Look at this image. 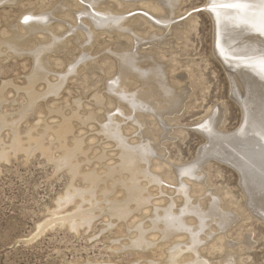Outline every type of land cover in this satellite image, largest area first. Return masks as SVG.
Returning <instances> with one entry per match:
<instances>
[{
    "label": "rangeland",
    "instance_id": "1",
    "mask_svg": "<svg viewBox=\"0 0 264 264\" xmlns=\"http://www.w3.org/2000/svg\"><path fill=\"white\" fill-rule=\"evenodd\" d=\"M117 1H119L115 9L117 15L127 17L126 27H131L136 37L138 36L142 41L138 53L152 57L155 65H161L168 82L166 86L168 89L175 93H180L182 88L188 89L180 111L166 115L168 128L166 137L159 139L161 127L155 118L140 113L134 114L125 103L118 105L114 97L107 93L105 84L114 76L117 63L108 49L120 53L133 51L134 42L121 31L98 32L96 40L92 41L91 45L83 46L82 51L76 44L75 38L69 35L66 52L50 56L53 60V71L64 73L69 56L78 58L87 53L97 58L95 60L98 61L101 71H89L80 65L77 68L78 75L69 77L59 98L53 99L51 98L53 96H49L45 100L41 99L40 103L38 100L32 107L34 110L31 108L28 111L25 110L27 99L23 91L13 89V86L9 85L13 82L17 86L26 84V77L32 70L33 60H30L32 57L26 54L18 58L5 48L1 49L0 86L3 85L2 83H5L4 86L7 85L3 91L7 101L0 105V115L5 116L8 121L18 122H16L17 131L22 145L26 147L28 145L26 133L30 125L38 124L41 120L52 123L57 119V116L49 114L48 110L62 109L68 112L74 107L73 101L81 102L84 111L95 114L97 122L92 121L87 126H81L75 121L74 135L85 136L86 146L93 144L91 146L94 149L87 153L93 165H98L95 158L100 154L102 151L100 148L104 147L105 143L99 146L100 142L96 141V139L100 140L99 135L95 134L98 131V124L108 122V118L114 115V125L119 126L131 146L138 145L141 140L158 144L157 154L152 158L151 172L160 174L163 183L160 187L154 184L148 185V191L152 195L151 205L143 208L140 214L131 215L126 222L110 220L96 212L91 227L82 226L73 230L67 222L66 224L58 221L55 224L51 223L52 218L55 220L57 216L70 215L76 203H80L79 199H76V202L57 210V199L64 195L70 186L81 189L86 183L80 175L71 180L66 169L55 167V162L62 157L63 151L57 147V142H51L49 135H45L43 139L44 146L51 148L48 154L40 149H19L13 152L7 149L11 142V129L0 125V151L4 148L7 154L0 158V264H133L134 262L149 264L150 260L153 264H165L166 250L163 242L145 251L128 249L127 229L129 228L133 235L134 228L139 222H143L146 226L154 206L160 209L171 208L177 213L189 204L207 213L214 205V201H219L220 212L231 211L235 216L228 223L230 225H227L223 235L210 239L199 250L201 257L212 264H224L226 258L224 247L226 243L230 245L232 243L230 254L233 256L234 264H264V221H262L264 214L253 215L246 206L237 172L215 158H209L205 162L203 160L207 158H202L198 160L199 164L203 162L202 166L194 174L195 178H199L198 180L195 178L179 180L177 177V166L191 167L195 164L197 158L195 156L206 144L197 126L204 124L216 109H222L223 119L220 130L223 133L237 132L242 123L241 108L230 97L227 74L214 54L211 15L209 11H198L200 7L202 9L206 7L205 0H180L174 17L168 21L172 25L170 34L166 36H164L165 28L159 22L151 23L145 15L152 14L157 19L160 16L158 11H152L132 0ZM55 2L56 0H21L16 4L17 6L14 5L15 3L0 5V39L10 31V27L16 24L21 15L29 13L33 8H36L35 15H38L40 9L45 10ZM67 7L71 9L76 8L77 5L68 3ZM71 10L66 9L64 13L58 15V18L77 26L78 22L72 17ZM140 24L142 27L137 29ZM88 25L91 26L89 23ZM54 27L56 32L63 30L59 24L54 23ZM225 28L230 35L229 38L234 39L237 45L244 40L255 42L264 37L249 31L247 26L234 27L226 24ZM152 32L164 40L159 44L149 43L148 37ZM112 42L115 43L113 46ZM8 57L9 59H6ZM150 66L148 60L141 63L142 68H150ZM132 81L128 93L147 89L139 80L132 79ZM42 86H37V90L42 91ZM97 96L104 97L103 106L95 105ZM159 101L162 103L161 99ZM142 122L145 126L139 130V124ZM42 129L41 126H36L33 135H40ZM71 139L69 136L67 141L69 146ZM111 145L113 144L109 143L108 148L105 149L108 160L115 159L112 155L115 153V148ZM77 159L82 163L81 174L85 173L87 168L96 169L98 172L102 170L101 166L91 167L85 164L84 156L79 155ZM103 187L101 184L96 190V198L99 201H102ZM122 196L120 188L113 195L118 200ZM85 198L87 199L86 196ZM84 207H88L87 204H84ZM54 211L59 212L57 216H52ZM224 216L220 214V221L217 222H223ZM107 220L109 224L112 223L111 226H108ZM196 224L195 216L187 215V226ZM156 235L158 232L153 237L148 234L147 239H156ZM199 238L206 240L204 235ZM187 240L186 238L181 242L184 244L181 245L182 250H187L179 259L182 264L190 262L192 257V252L189 251L192 247L186 248L190 246ZM122 246H124L123 250Z\"/></svg>",
    "mask_w": 264,
    "mask_h": 264
},
{
    "label": "bare ground",
    "instance_id": "2",
    "mask_svg": "<svg viewBox=\"0 0 264 264\" xmlns=\"http://www.w3.org/2000/svg\"><path fill=\"white\" fill-rule=\"evenodd\" d=\"M20 1L0 0V5L15 3L14 5L17 6L16 4ZM113 1L112 3L108 0H56L53 6L45 10L40 9L38 15H35L34 9L36 8H33L29 13L26 12L21 15L16 24L10 27V31L1 37L0 51L5 48L9 53L14 54L16 57L18 56V58L20 56L22 58L26 54L27 56L30 55L33 65L32 70L30 69V74L28 73L29 75L26 77L24 86H17L13 81V84L9 86L23 91V95L27 99V105L25 104V110L27 111L34 107L38 100L40 103L41 99L45 100L49 96H53L51 97L53 99L55 97L59 98L58 96H60L61 90L69 81V77L78 75L77 68L80 65L89 71H101L98 61L95 60L97 58H93L89 56L90 53H87L78 58L69 56L67 58L66 71L64 73L54 72L52 68L53 60L50 56L66 52L67 37L69 35L73 36L82 51L83 46L86 44L91 45V42L96 40L98 32L112 33L121 31L127 34L134 42L133 51L120 53L112 52L110 48L108 49V52L115 57L117 63L114 76L105 84L107 93L114 97L118 105L125 103L134 114L140 113L144 116L155 118L161 127L159 135L161 140L168 134L166 115H172L180 111L188 89L182 88L180 93H175L166 87L168 82L163 68L161 65H155L152 57L138 53L142 46V41L138 36L136 37L131 27H126L127 17L117 15L115 9L119 1ZM132 1H135L136 4L144 5L152 11H158L160 16L157 19L152 14L145 15L151 23L158 24L155 21L159 22L165 28L164 36L170 34L172 23L168 21L174 17L180 0ZM68 3L76 4L77 7H72L71 10L67 7ZM207 3L208 0H205L206 5ZM105 5L108 6L105 7ZM66 9L68 11L71 10L72 17L78 22L77 26L72 23L68 24L63 19L58 18V15L64 13ZM209 14L213 24L214 54L227 74L230 97L241 108L242 123H240L241 127L237 132L233 134L232 132L231 134L223 133L220 130L223 119L222 109H216L209 119L206 122L204 121V124L201 123L200 126H197V130L202 134L206 144L204 143L205 145L199 151L197 150L195 164L191 167L177 166V177L179 180L195 178L194 174L197 170H200L202 163L208 161L209 158H215L237 172L246 206L253 215H262L264 214V140L261 139L260 133L261 124L264 122V78H261L258 70L246 67L242 61L248 55H258L259 50L264 49V37L255 42L244 40L237 45L234 39L229 38L230 35L225 28L226 23L222 22L218 25L215 15L210 12ZM26 16L32 17L27 23L24 22V17ZM83 20L85 22H82ZM87 21L91 26L88 25ZM54 23L61 25L63 30L56 32ZM141 27L142 24L136 28L139 29ZM80 35L83 38H80ZM148 40L149 43L156 42L159 44L164 38H159L156 33L152 32ZM111 44L113 46L115 43L112 42ZM6 59H9V57ZM147 60L151 63L150 68H142L141 63ZM132 79L139 80L142 86L147 87V89L128 93V87L133 82ZM2 84L0 86V105L7 101L3 95L4 88L7 85L5 87V83ZM40 85H43L42 91L40 89L37 90V86ZM20 91H18L19 94ZM160 99L162 103H160ZM104 101V97L97 96L95 105L103 106ZM72 103L74 107L70 108L68 112L62 109L56 111L48 110L49 114L57 116V119L52 123L41 120L38 124L30 125L26 133L28 141L26 147L22 145V140L17 131L18 122L8 121L5 116L0 115V125L11 129V142L7 149H11L13 152L19 149H40L48 154L51 148L44 146L43 139L45 135H49L51 142H57V147L63 151L62 157L55 162V167L57 169H66L71 180L80 175L86 183V186L81 189L70 186V189L56 201L58 210L79 199L80 203H76L74 211L70 215L63 217H58L57 214L59 212L56 213L57 211H54L52 216L57 217L54 218L55 220L52 218V222H49L54 224L56 221L59 223L64 222V224L67 222L71 229L77 230L82 226L91 227L92 222L96 218V212L105 215L110 220L115 219L117 222H126L131 215L140 214L143 208L151 205L152 195L148 191V185L154 184L160 187L163 183L160 174L151 172V162L152 158L157 154L158 144L141 140L138 145L131 146L127 138L123 136L119 126L114 125L113 115L110 119L108 118V122L98 124V131L95 134L96 136L99 135L100 140L96 139V141L100 142L99 146L103 142L105 143L103 144L104 147L100 148L102 151L95 158L98 165H93L91 159L87 156V153L94 149L91 146L93 144L90 143L89 146H86L85 136L79 135L76 137L74 135L75 126L73 123L76 121L81 126H87L92 121L97 122L95 114L84 111L85 109L79 101H73ZM36 126L43 128L40 135H33ZM144 126V122L140 123L139 130L144 128ZM69 136L72 138L71 146L67 144ZM109 143L113 144L111 145L112 148H115V153L112 154L115 157L113 160L107 159L108 155L105 151ZM6 155L4 148H2L0 158ZM79 155L84 156L85 164L91 167L101 166L102 170L98 172L96 169L87 168V171L81 174L82 163L77 159ZM202 158L207 159H204L199 164L198 160H202ZM101 184L104 187L101 190L102 201H99L96 198V190ZM108 185L110 188H108ZM118 188L123 193L120 200L113 197ZM84 204H87L88 207H84ZM218 204L219 201H214V205L207 213L189 204L185 208L178 210L177 213L173 212L171 208L160 209L154 206L146 226L143 222H139L134 228L135 234L133 235L131 230L127 229L129 245L126 246L128 249L145 251L153 248L159 242H163L166 250L165 264H182L179 259L187 250H182L181 245L184 244H181V242L187 238L190 246L186 248L192 247L189 250L192 252V257L190 262L183 264H212L201 257L199 250L210 239L223 235L228 223L235 216L231 211L229 213L220 212ZM191 214L195 216L197 224L188 227L187 215ZM220 214H224L225 218L223 222L218 223ZM262 221H264V218ZM109 223H107L108 226H111L112 223ZM213 227L215 229H212ZM156 232H158V235L155 236V238L157 237L156 239H147L148 234L153 237ZM185 234L186 237L183 238ZM201 235H204L206 240H201L199 238ZM123 247H121L122 250L124 249ZM212 247L214 248V245ZM231 247L232 243L231 245L226 243L224 247L226 251L224 264H234L233 256L230 254Z\"/></svg>",
    "mask_w": 264,
    "mask_h": 264
},
{
    "label": "snow or ice",
    "instance_id": "3",
    "mask_svg": "<svg viewBox=\"0 0 264 264\" xmlns=\"http://www.w3.org/2000/svg\"><path fill=\"white\" fill-rule=\"evenodd\" d=\"M203 10L213 13L218 25L223 22L234 27L247 26L249 31L264 36V0H208ZM31 19L26 16L24 22ZM242 62L246 67L258 70L264 78V49H260L258 55H248ZM260 136L264 140V122Z\"/></svg>",
    "mask_w": 264,
    "mask_h": 264
},
{
    "label": "water",
    "instance_id": "4",
    "mask_svg": "<svg viewBox=\"0 0 264 264\" xmlns=\"http://www.w3.org/2000/svg\"><path fill=\"white\" fill-rule=\"evenodd\" d=\"M203 9L200 7L198 11H202Z\"/></svg>",
    "mask_w": 264,
    "mask_h": 264
}]
</instances>
